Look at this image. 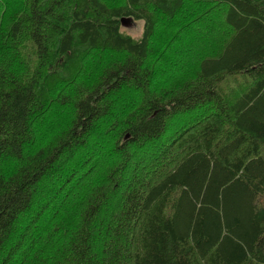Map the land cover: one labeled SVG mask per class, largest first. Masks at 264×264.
Wrapping results in <instances>:
<instances>
[{
	"label": "trees",
	"instance_id": "obj_1",
	"mask_svg": "<svg viewBox=\"0 0 264 264\" xmlns=\"http://www.w3.org/2000/svg\"><path fill=\"white\" fill-rule=\"evenodd\" d=\"M0 264H264V0H0Z\"/></svg>",
	"mask_w": 264,
	"mask_h": 264
},
{
	"label": "rangeland",
	"instance_id": "obj_2",
	"mask_svg": "<svg viewBox=\"0 0 264 264\" xmlns=\"http://www.w3.org/2000/svg\"><path fill=\"white\" fill-rule=\"evenodd\" d=\"M123 31L134 38H140L143 31V22L133 20L128 26H123Z\"/></svg>",
	"mask_w": 264,
	"mask_h": 264
},
{
	"label": "water",
	"instance_id": "obj_3",
	"mask_svg": "<svg viewBox=\"0 0 264 264\" xmlns=\"http://www.w3.org/2000/svg\"><path fill=\"white\" fill-rule=\"evenodd\" d=\"M122 26H128L133 20L130 18H122Z\"/></svg>",
	"mask_w": 264,
	"mask_h": 264
}]
</instances>
